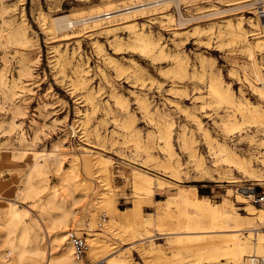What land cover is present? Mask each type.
I'll list each match as a JSON object with an SVG mask.
<instances>
[{"label":"rangeland","instance_id":"rangeland-1","mask_svg":"<svg viewBox=\"0 0 264 264\" xmlns=\"http://www.w3.org/2000/svg\"><path fill=\"white\" fill-rule=\"evenodd\" d=\"M112 1V8H119L134 0H0V197L16 198L25 186L35 153L54 152L53 146L60 142L63 146L56 153L64 157V167H69L74 156L81 162L90 158L92 166L90 173L81 165L75 181L77 198L68 203L65 226L52 229L53 244L61 231H67L68 237L70 231H75L85 237L89 250L90 240L102 236L113 240L126 230L124 225L110 222L109 212L117 207L122 213L138 205L139 194L132 179L134 169L170 182V188L155 190L152 206L140 204L147 216L155 212L156 205L175 195L179 187L192 189L191 186L213 203L233 204L241 215H247L248 204L263 208L252 199L239 202L237 195L240 188L247 187L264 192V102L245 79H256L253 61L248 56L256 30L248 19L252 17L257 22L264 3L252 0L256 3L252 7L219 16L222 18L217 20L193 21L186 25V33L176 32L179 12L173 2L123 20L134 22L137 31H146L157 40L167 50L165 56L144 55L134 49L133 33L125 25L108 29L107 25L118 23L120 17L107 20L99 28L84 24L69 31L50 28L52 17L70 15L79 19L107 9ZM227 1L182 0L181 9L186 18H193L228 9L231 2ZM240 18L244 20L247 39L251 38L248 43L227 33L228 22L235 25ZM261 24L260 20L259 32L263 31ZM196 26L203 32H195ZM25 36L27 40L21 42ZM254 55L264 76V50L255 51ZM180 64L186 67V74L179 70ZM219 78L223 80V89L232 93V99L243 103V111L256 116L234 135L226 133L224 123L228 119L226 110L236 108L226 102L218 103L210 95V82ZM15 83L25 87L17 99L6 93L7 87ZM114 95H120L126 109L115 104ZM143 99L147 110L142 107ZM15 104L20 105V113L15 111ZM236 114L242 122V115ZM12 122L21 127L11 129ZM169 124L172 157L161 139ZM22 133L27 141H21ZM226 143L241 161L250 162L257 178L227 166L220 159L216 151ZM23 149H27L26 157L14 156ZM100 156L110 159L111 177L106 195L96 198L106 182L98 167ZM58 182V176L51 174L50 183ZM4 202L0 198V223L6 222ZM94 208H98L100 216H96L92 226ZM103 217L107 219L103 221ZM105 227L110 228L109 233H104ZM1 230L5 229L0 228V249L7 251L2 245ZM156 242L164 245L165 239ZM43 243L48 245V238L44 237ZM133 255L136 264H145L138 253ZM84 260L93 264L87 250Z\"/></svg>","mask_w":264,"mask_h":264},{"label":"bare ground","instance_id":"bare-ground-1","mask_svg":"<svg viewBox=\"0 0 264 264\" xmlns=\"http://www.w3.org/2000/svg\"><path fill=\"white\" fill-rule=\"evenodd\" d=\"M228 1L231 4L230 8H225L226 10L216 9L198 14L193 18L184 16L181 9L182 0H134L130 4L119 8H112L110 4L115 2L112 1L108 3L107 9H99L79 19L70 15L52 17L50 28L56 32L60 30L69 31L79 24L99 28L107 20L120 17L119 20L121 21L107 25L108 29L119 24L125 25L133 33L131 45L134 49L139 50L144 55L157 54L158 56H165L167 50L165 51L157 40L147 35L146 31H137L134 22L123 20L131 15L134 16L139 13L156 10L160 6L169 5L173 2L179 12L176 32L186 33L188 32L186 25L193 21L217 20L222 18L219 16L250 8L256 4L255 2V4L250 2L252 0ZM260 1L264 3V0ZM256 8L258 9V7ZM262 11H264L263 8ZM259 13L260 11H258ZM257 20L255 22L252 17L248 19L250 25L256 30L252 34L255 41L252 45L249 44L248 47V56L253 61L256 79L251 80L246 74L245 79L264 102V76L262 69L255 63L254 55L255 51L264 50V27H262L263 31L259 32L260 16ZM243 22V18H240L235 25L228 22L227 33L233 36L234 39L248 43L251 38L248 37L247 39ZM212 29L210 28L209 30L212 31ZM199 30L203 32V29L196 26L195 32H199ZM219 34H221L220 38L223 37L221 30H219ZM25 40H27L26 36L21 39V42ZM179 70L186 74V67L183 64H180ZM214 80L212 79L209 85L210 95L215 97L218 103L223 104L226 102V104L236 108L235 110L230 108L226 110V117L228 118L226 123H224L226 133L229 135L237 134L244 123H249L256 116L251 112L245 113L243 111V103L232 99V93L223 89L222 79ZM2 82L6 85L4 81ZM7 88L8 92L6 93H10L13 99H17L22 95L21 93L25 87L15 83ZM116 95H114L115 104L122 109H126V102L119 97L120 95ZM141 104L143 109L147 110L145 99L141 101ZM14 109L20 113L19 104H15ZM237 112L242 115V122L238 120ZM197 122L199 127L203 128L202 122L200 120ZM17 127H21V124L12 122L11 129ZM170 127V124L166 127L161 139L165 141V149L168 150L170 157H172L174 152L171 150ZM72 128L76 134L74 126ZM21 141H27L23 133ZM136 145L139 147V143H136ZM62 146V143L60 144L59 142L53 146L54 152L35 153L30 174L26 179L25 186L19 191L20 193L14 199L0 197L5 200L4 203L7 202L6 206H4L6 222L0 223V228L5 229V231L1 230V238L2 245L7 248V251L0 249V264H86L84 260L86 253L82 257L75 255L67 231H61L55 236L56 244H53L50 236L52 229L57 225L65 226L67 213L70 211L68 203L70 200L77 198L74 196L75 181L80 175L81 165L84 170L88 171L92 166L90 158L87 157L81 162L77 156H74L69 160V167H64V157L56 153ZM211 149L214 148L212 147ZM217 152H219L220 159L228 164L227 166L235 168L251 178L258 177L250 162L241 161L227 143L226 145L218 146ZM15 155L26 157L28 155L27 149H23L21 152L15 153ZM192 156H194V153ZM39 157H43V159L38 160L40 159ZM149 157L152 159L151 156ZM97 162L100 172L106 176L105 184L102 183L104 190L100 189L96 193V195L98 194L96 198H100L106 195L104 191L110 183L111 163L108 157L103 156H100ZM136 170L134 169L132 179L134 189L139 194L136 198L138 205L134 209L123 210L122 213L119 212L117 207L110 210V222L112 224H122L125 226L123 229L126 230L116 235L113 240L105 236L90 240V248L88 250L87 244V251L88 257L93 264H136L133 260L134 252L138 253L145 264H264V204L263 208L248 204L245 208L247 215H241L235 210L233 204L213 203L210 199H204L199 196L195 186H191L192 189L179 187L175 195L171 196L169 200L156 205L155 212L147 216L140 204L147 203L148 206H152L153 198L157 195L155 190L170 188V182L142 169L141 171L145 173ZM228 170H231V168H228ZM51 174L58 176L59 182L57 184L52 185L50 183ZM229 179H233V177H229ZM230 182L234 181L231 180ZM239 192L240 194L237 195L238 201L247 203L249 199H254L256 189L253 187L240 188ZM41 195L43 199L40 198ZM190 210H194V212ZM59 211L63 213L59 214ZM106 214L107 212L103 215ZM97 215L98 208H94L92 210V226H94ZM0 218H2L1 215ZM46 222L49 223L46 224ZM109 229L105 227L104 233H109ZM44 237L48 238V245L43 243ZM160 239H165L164 245L156 242Z\"/></svg>","mask_w":264,"mask_h":264},{"label":"built area","instance_id":"built-area-1","mask_svg":"<svg viewBox=\"0 0 264 264\" xmlns=\"http://www.w3.org/2000/svg\"><path fill=\"white\" fill-rule=\"evenodd\" d=\"M260 13L258 14L260 16L261 23L264 27V11L262 9H259ZM254 204L263 205L264 204V192L257 193L254 192V199L252 200ZM107 217H103V221H105ZM70 240L72 242L74 253L77 257H82L87 250V243L85 240V237L79 236L76 234L75 231H70L69 233Z\"/></svg>","mask_w":264,"mask_h":264}]
</instances>
